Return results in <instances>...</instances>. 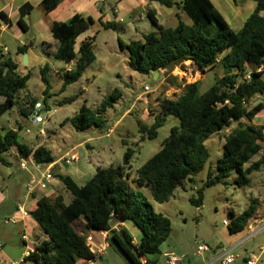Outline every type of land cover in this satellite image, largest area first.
Returning a JSON list of instances; mask_svg holds the SVG:
<instances>
[{
	"label": "trees",
	"instance_id": "1",
	"mask_svg": "<svg viewBox=\"0 0 264 264\" xmlns=\"http://www.w3.org/2000/svg\"><path fill=\"white\" fill-rule=\"evenodd\" d=\"M61 1L43 0L41 5L48 12ZM149 1L185 12L192 23H186L179 15L175 26H165L160 23L155 10L150 9L148 17L156 29L143 33L141 40L120 41V48L127 51L129 63L136 71L145 74L155 70L169 71L191 59L203 73L220 64L225 74L216 78L205 92L200 91V80H196L182 83L176 98L158 97L161 112L154 114L150 126L138 124L141 140L155 139L168 114L177 117L179 125L171 128L161 148L134 173L131 161L135 151L130 147L124 152L121 165L99 167L83 184L68 174L57 173V179L72 194V199L66 202L61 194L43 196L36 208L30 211L47 237L38 242L27 258L31 264H76L80 259H94L84 234L99 231H109L110 245L116 246L131 264H142V259H146L148 264H156L157 260L149 256L161 253L160 246L169 237L172 222L168 216L157 212L145 193L133 184L148 187L155 201L167 202L177 188L184 187L186 181L206 165L209 159L207 141L235 123L236 126L224 137L223 154L217 160V173H209L206 185L226 182V178L235 172L236 183L247 186L251 182L250 175L264 163L263 154L249 166L246 165L260 152L264 142V125L252 123L254 116L264 109V101L252 104L257 95H264V0H253L255 9L239 30L230 25L212 0ZM234 2L237 3V0ZM118 13L112 11V18ZM0 15L7 20L2 11ZM107 16L104 28L117 29L116 20ZM94 23L92 17L77 13L69 22L55 21L52 24L53 38L58 41L54 58L67 64L73 63V66L60 72L62 84L58 93H51L53 87L47 77L50 66L45 64L42 67L41 77L45 85L42 99L45 106L41 103L43 110L50 111L48 99L62 94L68 86L79 81L96 61V35L87 36L77 48L78 37ZM19 24L25 31L30 29L24 21V12ZM26 51L27 46L18 48L20 54ZM29 79L30 72L22 73L20 65L11 58L0 61V116L16 104L24 117L37 112L39 101L27 93L30 92ZM81 94L82 91L65 97L59 105L71 103ZM121 96L122 92L115 89L103 98L100 109L83 104L62 125L71 123L77 129L93 126L104 129L108 122L104 112L113 108ZM22 129L21 123L17 128L0 127V162L10 164L7 153L16 147L18 158L26 159L31 155L32 161L42 169L52 165L56 161L52 148L45 143L30 147L21 140ZM124 144L127 145L126 142ZM197 193L198 196L190 198V201L201 206L204 188H199ZM258 205L259 200L252 199L241 213L230 211V234L247 228L248 220L255 214ZM114 217L138 227L142 232L140 241L135 242L126 228L113 229L111 220Z\"/></svg>",
	"mask_w": 264,
	"mask_h": 264
},
{
	"label": "rangeland",
	"instance_id": "2",
	"mask_svg": "<svg viewBox=\"0 0 264 264\" xmlns=\"http://www.w3.org/2000/svg\"><path fill=\"white\" fill-rule=\"evenodd\" d=\"M212 1L235 30L242 27V23L255 9L253 0H237V3L234 0ZM153 3L161 19L165 17V14L175 11V7L169 8L158 2ZM132 6H140L139 0L105 1L106 12H109V7H118L119 9L116 16L117 29L107 30L100 25L92 28L93 33L96 35L95 53L97 60L86 69L83 78L84 89L89 90V93L83 91L80 83H75L68 86L62 94L52 96L48 99L50 108L52 107L51 110L44 109L41 112L45 118L44 123L34 122L36 113L33 112L28 117L22 116L20 110H18L19 106L16 104L6 114L0 116V127L17 128L21 123L23 129L20 135L24 143L33 148L45 143L52 148L55 154L59 150L62 151L61 153L68 151V162H70V154H76L81 162H86L88 159L97 160L100 151L104 147L106 149L108 143L115 146V150H119L121 154L115 159L114 165L117 167L123 163L124 152L127 147H130L135 151L131 161L133 173L156 153L161 148L164 139L169 135L171 128L179 125V119L168 114L165 116V124L158 130V136L155 139L141 140L138 124L150 126L154 120V114L161 112L158 97L176 98L181 91L180 86L182 83H190L196 80H200V91L205 92L213 85L216 78L225 74V69L218 64L203 73L196 68L191 59H188L173 70L159 71L160 76H157L159 80L155 79L154 73L145 74L136 71L129 63L127 51L120 48V41L129 43L132 40H141L142 35L139 31H146L147 29L148 31H154L156 27L146 14H141L140 7L131 13L129 9ZM240 10H242L241 14L239 13ZM109 16L112 19L110 13ZM106 17L108 19V16ZM169 17V15L166 16V18ZM181 18L188 24L192 23L189 16L183 11H181ZM163 25L171 24L163 21ZM33 35H36V31H33ZM27 37H30L29 34L25 36V38ZM45 64H48L50 68L54 66L62 67L65 62L55 58H47L45 61H38L36 64L31 65L29 71H27V73L30 72L28 82V91L30 92H27L28 96L36 98L42 104L45 85L41 77V66ZM47 77L53 87L51 93H58L60 87L59 75L53 73L50 69L47 71ZM93 77L94 82L92 84L86 82L88 78L93 80ZM145 85H149L152 91L145 93ZM115 89H119L122 96L116 101L113 108L104 112V118L108 120L106 128L101 129L93 126L89 129H77L71 123L62 125V122L66 118L75 115L83 104L100 109L103 98L110 95ZM81 91L82 94L75 101L63 106L59 105L60 100L63 98ZM258 101H264V98L260 97L256 102ZM254 103L255 101L252 102V104ZM127 110L128 112L124 114ZM115 123L114 130L107 135L108 128H112ZM252 123L264 125V109L254 116ZM235 126L236 123L231 128L213 135L207 141L209 159L206 165L199 173L192 176L191 180H187L184 187L177 188L167 202L159 203L155 201L148 187H139L133 184V187L145 193L157 212L165 214L172 222V231L160 246L161 253L149 256L157 260L156 264H168L165 254L170 252L183 258L181 264H201V259L204 256L197 254L198 245L216 246L220 242L226 244L224 236L229 233L223 221H231L230 211L234 210L241 213L248 207L252 199L259 200L258 207L264 215V163L259 170L250 175L251 182L247 186H240L236 183L237 173L235 172L226 178V182L206 185L209 173H217V160L223 154L224 137ZM120 139H125L127 146L122 145L119 142ZM86 143H90L93 148H89ZM263 154L264 142L260 152L253 156L246 165L249 166L252 162L261 158ZM17 156H19L18 149L14 147L6 156L11 163L3 164L0 162V223L5 228V235L11 236L10 241L4 245L3 249L9 250V254L15 257H18L25 250V245L21 239V226L14 223L4 224L5 209L13 205L14 197L17 196L15 199H18L24 196L28 171L33 169L30 162H27V168H22L20 166L22 159ZM80 161H76L72 165L78 164ZM79 182L82 183V181ZM199 188H204V199L201 206H196L191 203L190 198L198 196L197 190ZM51 192V187L44 188V193L50 197L57 195L51 194ZM65 197L69 199V194H65ZM127 228L136 241H140L142 237L140 229L132 222H127ZM28 234L30 235L28 243L33 245L35 237L30 233ZM242 235H245V232L240 233V236ZM235 254L237 253L235 252ZM256 254L258 255V252ZM104 258L105 260H102L101 264H131L114 245H110ZM0 264H3L2 258H0ZM24 264L31 263L25 260Z\"/></svg>",
	"mask_w": 264,
	"mask_h": 264
},
{
	"label": "crops",
	"instance_id": "3",
	"mask_svg": "<svg viewBox=\"0 0 264 264\" xmlns=\"http://www.w3.org/2000/svg\"><path fill=\"white\" fill-rule=\"evenodd\" d=\"M42 1L43 0H0V11H2L4 17L7 18V20H5L0 15V57L2 56L0 58V61H3L7 58H11L20 65V70L22 73H27L31 65L36 64L38 61H45L47 60V58H54V53L58 48V41L53 38V34H52V24L55 21L69 22L71 18L77 13L82 14L84 17H92L94 19L95 23L91 26V28L78 37L77 39V48H78V46L80 45L83 39H85L87 36L95 35L92 31L93 26L100 25L102 28H104L103 24L107 21L106 13H108L109 15V13L111 12L112 15L111 7L108 8L109 12H106L105 10L106 0H62L61 3L55 9L48 12L42 8L41 5ZM177 1H181V0H177ZM139 2H140V6L130 7L129 10L131 11V13L135 12V10H137L140 7L141 14L143 15L146 14L148 16V11L150 9H153L155 10L156 16L159 19L160 23L163 24L164 21L167 24H171L165 26H175L178 22L179 15H181V11L175 8L174 12L165 14L164 15L165 17H162L161 19L159 18V12L153 3L154 1L139 0ZM28 6H31L29 10H27ZM23 12H24V21L30 27L28 31L21 29V26L19 24V20ZM241 12L242 10L239 11L240 14ZM167 15H169L170 17L166 18ZM113 19L116 20V17L113 16ZM33 31H36V35H33ZM146 32H149L148 29L146 31H139L141 35H143V33ZM28 34L30 37L25 38V36H27ZM20 46H27L26 52L28 54V64L23 63L24 53L20 54L18 52V48ZM72 66L73 63L71 64L65 63L62 67H55V66L51 67V71L59 75L60 86L62 84L60 72L64 68L70 69L72 68ZM42 67L43 66H41V68ZM83 78L84 76L76 83H80V86L83 89V91L89 93L90 92L89 90L87 91V89H84L85 83L83 82ZM86 82H91L92 84L94 82V77L93 80H90L88 78ZM260 97L264 98L263 95H257L252 102L255 101V103H257L256 101ZM127 112L128 110L125 111L124 114H126ZM115 125L116 123L112 125V128L110 127L108 128L109 132L107 131L108 132L107 135H109L110 132L114 130ZM42 131L44 132V130ZM119 142L122 145H126L124 144L126 142L125 139H120ZM86 145L89 148H93V146L90 143H86ZM115 149H116L115 146H112L107 143V148L106 149L105 147L102 148V150L100 151V156L97 160L88 159L86 160V162H81L78 157L77 161L80 162L79 163L77 162L78 164H73V165L72 163L76 161H70V162L67 161L68 160L67 155L69 153L68 151L65 153H61L62 151L59 150V152H57L58 155L53 152L54 155L56 156V161L51 165V170L53 169L52 173L54 171L53 173L54 178L48 184V187H51L52 189L51 194H57V195L61 194L64 196L66 202H70L72 199V194L65 189L61 181L57 179L56 174L57 173L68 174L72 176L77 182L82 181V183L80 182L79 183L83 184L96 172V170L99 167L101 168L115 167L114 165L116 161L115 159L116 157L121 155L119 150L116 151ZM33 169L28 171L25 185L32 178H39L40 175L38 171L34 167ZM65 194H69V199H66ZM43 196L50 197L49 195L44 193V188L37 186L34 192L30 195L27 193V189H26V192L23 197H20L18 199H15L17 196L14 197L13 205L5 209L4 224L5 225L9 224L6 222V219L15 212L17 205L19 203L24 204L25 207L29 211H31L36 208L38 200ZM258 210L259 207L257 211ZM14 224L21 226L20 229L21 239L24 231L27 234L30 233L35 237L33 245H30L28 243V246L34 250L38 242L47 238L44 231L40 228V226L31 216L27 217L22 222H18ZM111 227L115 230H120L122 228L128 229L127 222L121 221L116 217H114L111 220ZM242 232H245V235L240 236V233ZM242 232L236 234H230L228 230L229 234L224 236V240L226 241V244H223L221 242L218 243L216 246H214V250L212 252H207L204 255V257L201 259V262L213 256L215 251H219L223 247L235 246L236 247L235 252L238 255L235 264H245V261L249 257V255L251 253H257V252L258 253L261 252V253H260V258L256 264H264V231L253 236L249 235V232L246 228ZM91 233L94 237L96 245H98V247H105L102 255L98 256L96 259V262L98 264H101L102 260L103 261L105 260L104 257L107 255V251L110 248V243L108 238L110 236V233L109 231H105V235L101 234L100 232H91ZM10 239L11 236L5 235V228L4 226H1L0 223V251H1L0 258H2L3 264H11V263L19 262L23 258V253L25 251V250L22 251L18 257H15L14 255H10L9 250L3 249L4 245L7 242H9ZM29 239H30V235L28 234V242ZM134 240L135 242H137L135 237ZM22 243L25 245L23 239H22ZM105 243H107V245H105ZM25 249H26V245H25ZM76 264H85V260L80 259L76 262Z\"/></svg>",
	"mask_w": 264,
	"mask_h": 264
},
{
	"label": "built area",
	"instance_id": "4",
	"mask_svg": "<svg viewBox=\"0 0 264 264\" xmlns=\"http://www.w3.org/2000/svg\"><path fill=\"white\" fill-rule=\"evenodd\" d=\"M112 11L115 14H117L119 12V9L118 7H114ZM151 91L152 89L150 88L149 85L144 86L145 93H149ZM36 109L39 111H37L35 114L34 122L44 123L45 118L41 113L43 110V105L41 104V102L36 104ZM69 157H70V161L78 160V156L76 154H70ZM27 162H30L40 175L39 178H32L26 184L27 193L30 195L34 192L37 186L41 188L48 187V184L51 182V180H53L54 175L51 170V165L47 166L45 169H42L40 166L36 165L32 161L31 155L26 159H22L20 166L22 168H27L28 167ZM29 216H31L30 211L25 207L24 204L19 203L17 205L16 211L6 219V222L7 223L22 222L24 219H26ZM223 223L224 225L228 226L229 221L224 220ZM246 229L248 230L250 236L257 235L260 232L264 231V215L260 210L256 211L255 214L250 217ZM99 232L105 235V231H99ZM84 236L86 238L87 245L95 255L94 259L85 260V264H98L96 262V259L98 256L102 255L105 247H98V245H96V242L91 232L84 234ZM22 239L26 245V249L23 253V258L19 262L11 263V264H24L25 260H27V258L31 255V253L34 252V249L28 246V234L25 231L22 234ZM105 245H107V243H105ZM235 249H236L235 246L223 247L219 251H215L213 256H211L208 259H205V261L202 262L201 264H235L236 258L238 257V255L235 254ZM213 250H214V246H211L209 244H199L196 252L198 255L204 256L205 253L212 252ZM260 253H258V255L256 253H251L249 257L246 259L245 264H256L260 258ZM165 255L167 256L168 264H181L183 261L182 257L177 256L173 252H170L169 254H165ZM141 262L142 264H148L146 259H142Z\"/></svg>",
	"mask_w": 264,
	"mask_h": 264
},
{
	"label": "water",
	"instance_id": "5",
	"mask_svg": "<svg viewBox=\"0 0 264 264\" xmlns=\"http://www.w3.org/2000/svg\"><path fill=\"white\" fill-rule=\"evenodd\" d=\"M110 15H111V12H110ZM111 18H112V15H111ZM23 63L24 64H28V54H27V52H25L24 55H23ZM154 75H155V79H157V76L159 75V70H155L154 71Z\"/></svg>",
	"mask_w": 264,
	"mask_h": 264
}]
</instances>
